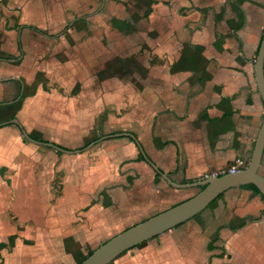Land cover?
Wrapping results in <instances>:
<instances>
[{
	"label": "crops",
	"instance_id": "1",
	"mask_svg": "<svg viewBox=\"0 0 264 264\" xmlns=\"http://www.w3.org/2000/svg\"><path fill=\"white\" fill-rule=\"evenodd\" d=\"M0 3L22 7L26 22L22 33L27 42L36 34L55 39L47 50L40 40L29 41L26 45L34 48L31 53L36 58H25L26 49L18 41L19 47L12 45L9 50H17V56L4 59L16 71L23 70L10 75L21 94L26 71L56 70L53 76L61 92L58 88L29 97V104H39L24 114L35 125L40 123V130L56 134V142L60 137L80 143L97 133L132 132L149 157L178 183L229 172L237 158L249 162L264 121V101L255 72L264 35V0ZM44 8L54 13L53 22L36 24L37 30L30 26L32 15L46 13ZM77 23L87 28H76ZM63 24L64 28L53 32L52 28ZM21 133L13 123L0 127V167H4L0 168V209L8 206L13 212L15 202L10 201L9 188L17 196L29 189L24 184L17 186L15 180L22 176L24 182L27 177L32 181V177L39 188V177L48 170V156L58 158ZM66 154L63 189L56 202L46 206V226L50 210L62 214L71 210L72 220L81 201L92 195L97 198L89 209L94 215L87 216L95 220L89 223L88 232L93 237L108 236L119 220L117 214L121 218L132 211L138 215L158 202L156 171L140 158L139 147L130 137L113 136L93 150ZM6 170L12 174L5 180ZM260 172L264 175V153ZM162 182L163 188L183 190L163 178ZM113 215L117 220L110 227L106 218L116 219ZM64 218L58 244L70 255L61 253L58 258L70 261L79 254L74 252L75 243L82 246L75 232L83 220L75 223ZM182 225L129 250L113 264H165L171 247L182 252L180 260H192L196 242L206 248V258L194 257L195 264H264V197L248 185L227 190ZM250 232L258 239L256 243L244 239ZM197 233L204 240L198 241Z\"/></svg>",
	"mask_w": 264,
	"mask_h": 264
},
{
	"label": "rangeland",
	"instance_id": "2",
	"mask_svg": "<svg viewBox=\"0 0 264 264\" xmlns=\"http://www.w3.org/2000/svg\"><path fill=\"white\" fill-rule=\"evenodd\" d=\"M21 8L22 7L7 6L0 3V122L11 119L12 116L15 114L16 117L18 116V118L22 121L24 126H26L27 130L29 132H32L31 134L33 135L40 136L54 143L58 142L62 144V146L64 144L65 145L64 147H67L69 149H78L80 147H83L85 146L87 141L83 142L84 141L83 140L80 143L78 142L75 143L73 141H69V140L67 141L63 137H60V139L56 142L54 140V138H56V134L54 135V133H51L49 131L46 132L40 130L37 127L40 123L35 125L34 122H32L29 118H25L24 115L25 111L39 104L38 102H35V104H29V97L37 96L40 93L41 94L42 93L45 94L47 92L51 93L53 90H57L59 88L60 83L56 82L57 80L54 79L55 77L53 76V72H55L56 70L51 71V70H42V69H37L32 74L26 71L25 78L24 77L23 78L27 82H26V87L23 90L22 94H21V87L18 84L11 83L10 75H12L13 72L23 71V70L16 71L13 65L9 61L4 59L7 58V56L13 54L17 56L18 54L17 50H15L14 53H12V50L9 51L12 45H16L17 47L20 46L21 48L26 49L25 58L37 57L36 54L31 53V49L34 48L33 47L29 48V46L27 47L26 44L27 43L29 44V41L31 42V44H33L34 42L37 43L40 40L45 44L44 45L45 50L51 47L47 45H55L54 44L55 39L54 40L49 39L44 35L43 37L40 36L41 38H38L39 34H36L37 37L35 36V38L34 37L28 38V42H27V37H25V35L22 33L23 30L22 26L26 22L22 18L24 17V12L23 9ZM44 11H46V13L44 12L43 14L32 15V17L34 18V21L30 22L31 23L30 25L32 27L35 26L36 24L40 26L41 22H43L41 24L45 26L47 25V23L50 24L53 22L52 17L54 16V13H50V12L48 13V11L45 10V8ZM65 24L61 26L60 25L55 26L54 28H52L54 29L53 32L60 31L62 28H64ZM76 25H77L76 28L79 29L87 28V26L85 27L82 26L81 28L80 24L78 23ZM18 41H19V46H18ZM57 83L59 84L58 86ZM61 89L62 87H60L58 90L60 91ZM35 129L37 131H35ZM100 134L101 133L95 134L94 138L98 137ZM102 134H107V132ZM23 138L25 137L23 136ZM108 139H104L98 142L90 149L85 150V152L95 149L96 147H98ZM41 149H48V153L51 152L55 153L58 155V158L52 159L50 158V156L47 155L49 157L48 160L46 161L47 163L46 166L48 170L46 173L41 174V176L39 177V182H38L39 188L37 184L35 185L33 184L35 183V181L32 177H31L32 181H29V177H27L24 182L22 176L15 180V184L17 186L19 184H24L25 186H28L29 189L26 188L25 191L18 192V194L20 195L17 196V193H15L14 191L15 189L13 188V191H11V188H9L12 197L10 201L15 202L13 206L16 212H13V210L10 208L8 209V206L0 209V243L9 244V246H11L10 248L0 246V264H76L80 259H82L88 253L96 249L99 245L104 243L110 237L126 229L127 227L146 219L147 217H150L162 210H165L173 206L174 204H177L193 196L201 189V187L200 188L193 187V188H183V190H177L176 188H172L168 186H166V188H163L161 187V183H163L162 177L160 175L157 176L158 181H156L155 183L159 188L158 202H156L155 204L149 207H146L144 211H142L143 213L139 212L138 215L134 214V212L132 211L129 212V214L127 213L125 215V218L123 217L121 218V216L117 214V216H119V220L117 221V223H114V221L117 220L116 215H113L116 216V219L106 218V221L109 223L110 227L113 225V223L115 224L113 225V227H111V230L108 231L107 233L108 236H105L103 233H99L97 237H93V234L88 232L89 231L88 228L89 225L91 224V221L95 220V219L90 220L87 216V214L89 216L94 215L93 212H89V209L94 207V203L95 201H97L96 196L94 197L92 195L90 196L87 195V197L83 201H81L82 206L80 207L79 210H77L76 214L73 215L74 218L72 220L70 219L71 210L70 212L69 210L66 211L65 214L56 212L55 210H50L51 211V212L49 211L51 214L49 218L50 222L48 226H46L47 224L45 223V221L47 219L46 215L48 213L46 206L48 205L50 207L51 203L56 202L57 197L61 196V192L63 189L62 179L67 170L68 163L65 160V155H67L66 153L59 152L55 148L49 146L48 147L43 146L41 147ZM0 168L2 169L4 167H0ZM10 174H12L11 171H7V170L5 171V180L6 177L10 178ZM26 174L28 176V172H26ZM44 194H47V197L49 198V200L50 199L51 200L50 201L44 200L45 198ZM83 206L85 207L82 209ZM63 217H65L64 218L65 221L71 220V221H76L75 223H77V221L80 223L83 220V223L85 222L88 223L87 224L88 226H85L86 228H82L83 223L80 224L79 225L80 228H78L75 232V234L77 235L75 239H78L77 241H81L82 246L77 245V243L73 241V243H75L76 246V251L74 252L75 253L79 252V254L76 255V257L70 261H60L58 258L59 254L61 253L62 256L64 257L70 255V254H66L64 249L61 248V246L58 244L59 240H61L63 236V233L59 232L62 226L64 225ZM197 219L198 217L194 218V221H196ZM47 227H49L48 232L46 231ZM184 227L185 225H182L179 226L178 229L181 228L183 229ZM248 234L249 235L246 234L244 236V239L248 240L249 243H256L258 239L254 235H252L251 232ZM195 237L197 238L198 241L204 240L203 236L200 233L195 234ZM148 241L139 244L136 247L143 246ZM195 247L197 248V253L195 252L193 253L192 260L188 258H185L184 260H180L182 252H180L176 248L171 247L168 250L170 259L165 260L164 263L189 264L191 262V264H195L193 262L194 257L201 260H205L206 248L202 247L201 245H198L197 242L195 244ZM128 251H126L125 253H127ZM125 253H123L122 255H124ZM113 263L114 261L111 264Z\"/></svg>",
	"mask_w": 264,
	"mask_h": 264
},
{
	"label": "water",
	"instance_id": "3",
	"mask_svg": "<svg viewBox=\"0 0 264 264\" xmlns=\"http://www.w3.org/2000/svg\"><path fill=\"white\" fill-rule=\"evenodd\" d=\"M255 72L258 89L264 101V35L256 57ZM11 123L19 127L27 141L53 147L60 152L72 154L88 150L98 142L113 136H128L137 143L143 159L172 186L177 188L201 187L200 191L193 196L147 217L110 237L78 264H111L126 251L200 214L209 207L213 201L231 188L252 184L258 188L260 194L264 197V175L260 172L264 153V121L256 138L251 158L245 168H242L237 172H226L221 175H212L205 179L189 183H178L167 173L162 171L149 157L143 145L137 139V136L132 132L105 134L83 148L68 149L51 141L35 139L29 134L18 118L1 122L0 127L4 124Z\"/></svg>",
	"mask_w": 264,
	"mask_h": 264
},
{
	"label": "trees",
	"instance_id": "4",
	"mask_svg": "<svg viewBox=\"0 0 264 264\" xmlns=\"http://www.w3.org/2000/svg\"><path fill=\"white\" fill-rule=\"evenodd\" d=\"M31 26V25H30ZM69 26V25H68ZM67 26V27H68ZM32 27V26H31ZM35 27V26H34ZM66 27V28H67ZM37 30H40L38 27H35ZM16 115L14 114L12 117H15ZM32 135V134H31ZM103 134L101 133L98 137H95V138H93V139H91L90 141H88L86 144H85V146L86 145H88L89 143H91L92 141H95V140H97L100 136H102ZM35 139H37V140H41V141H43V139L41 138V137H39V136H35V135H32ZM44 141H47V140H44ZM85 146H83V147H85ZM64 147V146H63ZM66 148V147H65ZM140 158H142L143 159V157H142V155L140 154ZM156 175L157 176H159V173H157L156 172ZM248 186H250V187H252L255 191H257V192H259V190H258V188L255 186V185H252V184H250V185H248ZM214 202V201H213ZM212 202V203H213ZM211 203V204H212ZM210 204V205H211ZM241 226H243V224L242 225H240V227ZM236 228H239V227H236ZM216 238H218V236L216 237ZM144 243V242H143ZM142 244V243H141ZM0 246L1 247H8V248H10L11 246H9V244H5V243H0ZM211 250H212V248H211ZM90 253H92V251L90 252ZM90 253H88L85 257H83L82 259H80L79 261H78V263H80L84 258H86ZM221 254V256H223L224 254H225V252H222V253H220ZM78 263H76V264H78Z\"/></svg>",
	"mask_w": 264,
	"mask_h": 264
},
{
	"label": "built area",
	"instance_id": "5",
	"mask_svg": "<svg viewBox=\"0 0 264 264\" xmlns=\"http://www.w3.org/2000/svg\"><path fill=\"white\" fill-rule=\"evenodd\" d=\"M248 165V161L243 158H237L234 163L230 166L229 172H237Z\"/></svg>",
	"mask_w": 264,
	"mask_h": 264
},
{
	"label": "bare ground",
	"instance_id": "6",
	"mask_svg": "<svg viewBox=\"0 0 264 264\" xmlns=\"http://www.w3.org/2000/svg\"><path fill=\"white\" fill-rule=\"evenodd\" d=\"M142 155V154H141Z\"/></svg>",
	"mask_w": 264,
	"mask_h": 264
}]
</instances>
